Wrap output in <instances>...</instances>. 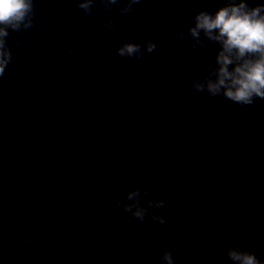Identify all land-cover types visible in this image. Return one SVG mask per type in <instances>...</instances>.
<instances>
[{
  "label": "water",
  "instance_id": "95a60500",
  "mask_svg": "<svg viewBox=\"0 0 264 264\" xmlns=\"http://www.w3.org/2000/svg\"><path fill=\"white\" fill-rule=\"evenodd\" d=\"M126 2L95 0L86 15L77 0H35L33 27L10 31L0 264H160L154 241L176 264H233L234 243L264 260V99L192 87L219 45L187 29L226 0H141L122 14ZM148 40L142 58L117 53ZM135 188L167 198V223L115 205Z\"/></svg>",
  "mask_w": 264,
  "mask_h": 264
},
{
  "label": "clouds",
  "instance_id": "9594fccd",
  "mask_svg": "<svg viewBox=\"0 0 264 264\" xmlns=\"http://www.w3.org/2000/svg\"><path fill=\"white\" fill-rule=\"evenodd\" d=\"M121 0H103L109 10ZM141 0H127L120 12L130 13ZM95 0H77V6L86 15L92 14ZM35 0H0V78L5 75L12 62V46L8 43L10 31L24 32L35 23ZM109 18L108 28L114 27ZM191 37L202 47L203 34L219 45L213 64H205L210 71L204 77L193 81L192 87L207 91L210 96H223L233 102L251 105L257 98L264 99V0L250 3V0H226L214 12L208 9L198 11L187 29ZM180 37L184 32L179 33ZM156 42L148 40L143 44L133 41L122 43L117 53L121 57L142 58L144 50L148 53L156 49ZM150 193L147 189L135 188L128 191L123 199H116L115 205L124 213L138 218L168 222L169 209L167 198L144 199ZM160 259V264H176L172 249L160 251V242L151 245ZM227 256L233 264H264L256 252L242 248L239 243L227 249Z\"/></svg>",
  "mask_w": 264,
  "mask_h": 264
}]
</instances>
